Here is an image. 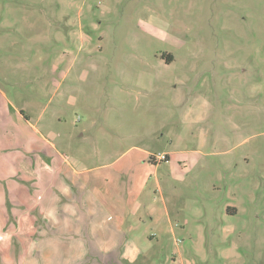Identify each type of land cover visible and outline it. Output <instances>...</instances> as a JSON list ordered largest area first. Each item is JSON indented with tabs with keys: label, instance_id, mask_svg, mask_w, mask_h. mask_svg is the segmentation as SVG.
I'll list each match as a JSON object with an SVG mask.
<instances>
[{
	"label": "rangeland",
	"instance_id": "rangeland-1",
	"mask_svg": "<svg viewBox=\"0 0 264 264\" xmlns=\"http://www.w3.org/2000/svg\"><path fill=\"white\" fill-rule=\"evenodd\" d=\"M62 247L264 264V0H0V264Z\"/></svg>",
	"mask_w": 264,
	"mask_h": 264
},
{
	"label": "crops",
	"instance_id": "crops-1",
	"mask_svg": "<svg viewBox=\"0 0 264 264\" xmlns=\"http://www.w3.org/2000/svg\"><path fill=\"white\" fill-rule=\"evenodd\" d=\"M37 129V128H36ZM133 147H135V148H140V147H138V146H136V145H133ZM164 153H166L167 155H168V160L167 161H169L174 155H177V151L176 150H173V149H170V150H166V151H163ZM147 153H149V152H147ZM153 161H155V160H153ZM155 162H157V161H155ZM158 186H159V190H160V192H161V195H162V197H163V193H162V187H161V184H160V182H158ZM69 199V198H68ZM95 200H97V199H95L94 198V200L93 201H95ZM137 200H139V198L137 199ZM84 202L85 203H88V200L86 199V200H84ZM95 208V207H94ZM103 208V207H102ZM149 208H155L154 206H149ZM50 243H51V241H49ZM65 247H62V249H59L58 250V253L57 254H50V250H48V252H47V256H46V260H48V261H54L55 263H57V264H64V263H66V261H67V257H68V255L66 254V251H65V249H64ZM125 254H126V252H125ZM115 258L116 257H112L111 256V258H110V261L111 260H113V261H115Z\"/></svg>",
	"mask_w": 264,
	"mask_h": 264
},
{
	"label": "built area",
	"instance_id": "built-area-1",
	"mask_svg": "<svg viewBox=\"0 0 264 264\" xmlns=\"http://www.w3.org/2000/svg\"><path fill=\"white\" fill-rule=\"evenodd\" d=\"M153 160L155 161H167L168 155L166 153H158L153 156Z\"/></svg>",
	"mask_w": 264,
	"mask_h": 264
}]
</instances>
